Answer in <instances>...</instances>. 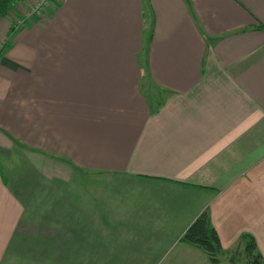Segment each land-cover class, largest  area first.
Masks as SVG:
<instances>
[{
	"label": "crops",
	"instance_id": "crops-1",
	"mask_svg": "<svg viewBox=\"0 0 264 264\" xmlns=\"http://www.w3.org/2000/svg\"><path fill=\"white\" fill-rule=\"evenodd\" d=\"M27 7L0 18V264H212L181 241L202 213L219 264L246 236L264 261V0Z\"/></svg>",
	"mask_w": 264,
	"mask_h": 264
},
{
	"label": "trees",
	"instance_id": "trees-1",
	"mask_svg": "<svg viewBox=\"0 0 264 264\" xmlns=\"http://www.w3.org/2000/svg\"><path fill=\"white\" fill-rule=\"evenodd\" d=\"M25 0H0V18H2L14 4L22 3ZM246 240L245 252L248 256V264H264L262 257L255 254L256 243L250 236ZM181 241L197 247L208 256L212 264H219L217 255L221 249L220 240L216 232L209 228L205 213L200 214L187 228Z\"/></svg>",
	"mask_w": 264,
	"mask_h": 264
},
{
	"label": "rangeland",
	"instance_id": "rangeland-1",
	"mask_svg": "<svg viewBox=\"0 0 264 264\" xmlns=\"http://www.w3.org/2000/svg\"><path fill=\"white\" fill-rule=\"evenodd\" d=\"M49 188L52 189L53 191H56L57 190L56 187L50 186ZM106 189L108 190V189H110V187H108V188H105L104 187V189H103L101 186L98 185L97 187H95V186H93V187H89V186L88 187H82V190L81 191L84 194H86L85 192H87V193H93L94 192L95 194H103L104 193V190H106ZM110 200H111V202L113 201V199H110ZM84 204H87V202H84ZM39 205H42V203L41 202L40 203L37 202L36 204L34 203L33 204V207L37 209V206H39ZM55 206H56V204H54L53 201H52V202H48V205L46 204V206H44V208H46L48 210V213H49L51 210H54ZM129 206H131L130 208H132L133 207V204L132 203L129 204L127 206L128 209H129ZM45 219L46 218H42V219L41 218H37V219H34L33 220V225H40L41 220H45ZM22 230H24V224H22V228H21L20 231H22ZM22 232H20L18 234V236L21 235ZM237 256L241 259V261H244L246 258H248L247 253L245 252V248H244V250L243 249H240L239 252H238V254H237Z\"/></svg>",
	"mask_w": 264,
	"mask_h": 264
},
{
	"label": "built area",
	"instance_id": "built-area-1",
	"mask_svg": "<svg viewBox=\"0 0 264 264\" xmlns=\"http://www.w3.org/2000/svg\"><path fill=\"white\" fill-rule=\"evenodd\" d=\"M55 0H26L27 9L24 13V17L28 18L30 16L40 17ZM23 22V18H16L14 20V26L18 27Z\"/></svg>",
	"mask_w": 264,
	"mask_h": 264
}]
</instances>
